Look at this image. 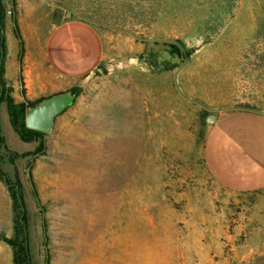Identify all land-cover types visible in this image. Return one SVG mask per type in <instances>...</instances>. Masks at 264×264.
Masks as SVG:
<instances>
[{
	"label": "rangeland",
	"instance_id": "rangeland-1",
	"mask_svg": "<svg viewBox=\"0 0 264 264\" xmlns=\"http://www.w3.org/2000/svg\"><path fill=\"white\" fill-rule=\"evenodd\" d=\"M0 1L4 66L17 64L12 20L21 66L45 46L48 65L60 67L68 42L93 38L69 17L91 24L104 50L41 151L18 140L0 105V169L21 183L34 264H264V190L230 192L202 159L207 115L264 112V0ZM6 82L15 102L51 95H27L21 73ZM229 119L260 154L264 119ZM0 232L11 233L1 182ZM0 264H11L2 240Z\"/></svg>",
	"mask_w": 264,
	"mask_h": 264
},
{
	"label": "crops",
	"instance_id": "crops-1",
	"mask_svg": "<svg viewBox=\"0 0 264 264\" xmlns=\"http://www.w3.org/2000/svg\"><path fill=\"white\" fill-rule=\"evenodd\" d=\"M65 20L66 18L52 25L50 32L56 26L66 23ZM69 20L86 26L92 33L93 41L87 38L83 46L78 43L80 41L68 42L66 48L61 49V55L64 58L60 67L57 68L48 65L44 46L43 50L39 49V53L34 52L29 65L21 66L20 71L18 62L16 66L13 63L7 66L3 64L4 80L13 82L16 75L21 73L27 87V95L37 96L47 89L50 94L63 92L96 71L104 58L101 35L86 21L73 17H69ZM92 46H98V50L94 52ZM15 54L16 52H11L12 57L13 55L15 57ZM68 54L72 56L73 61L68 60ZM43 61L49 69L42 68ZM233 115L254 120L264 119L263 111L252 109H235L214 114V120L208 124L204 136L203 165L208 177L220 187L233 193H257L264 190V150L261 149L260 154L258 153L255 140L247 137L243 130L236 127L238 124L236 120L229 119Z\"/></svg>",
	"mask_w": 264,
	"mask_h": 264
},
{
	"label": "trees",
	"instance_id": "trees-1",
	"mask_svg": "<svg viewBox=\"0 0 264 264\" xmlns=\"http://www.w3.org/2000/svg\"><path fill=\"white\" fill-rule=\"evenodd\" d=\"M4 7L0 1V105L4 106L7 120L10 128L17 136L18 140L23 143H34L35 146L30 153H37L44 148V137L46 133L29 129L24 125V112L29 106L34 105L39 99L34 101L23 100L15 102L11 96L12 88L3 78V60L5 57V44L3 38L4 30ZM12 33L17 45V62L20 71V58L23 51L22 40L17 30V25L12 20ZM191 49L183 50L181 59L187 58ZM168 52L170 55H178L179 49L176 46H169ZM79 88L77 86L70 87L67 92L76 96ZM8 151L3 136L0 134V161L3 153ZM22 153L20 156H25ZM12 157H9L11 160ZM30 181V176L28 175ZM0 182L3 183L10 197L11 207V233L5 235L0 232V240L4 241L11 249V264H34L31 259L29 243H28V213L24 201L23 192L20 181L15 178L10 180L7 175L0 169ZM34 194V191H33Z\"/></svg>",
	"mask_w": 264,
	"mask_h": 264
},
{
	"label": "water",
	"instance_id": "water-1",
	"mask_svg": "<svg viewBox=\"0 0 264 264\" xmlns=\"http://www.w3.org/2000/svg\"><path fill=\"white\" fill-rule=\"evenodd\" d=\"M73 97V94L63 91L41 98L34 105L25 109V127L48 133L53 125L54 117L71 104ZM213 120V115H207L205 119L207 123H211Z\"/></svg>",
	"mask_w": 264,
	"mask_h": 264
}]
</instances>
